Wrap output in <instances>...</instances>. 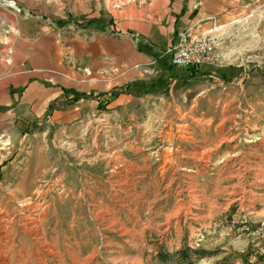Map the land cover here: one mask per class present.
I'll return each instance as SVG.
<instances>
[{"label": "rangeland", "instance_id": "obj_1", "mask_svg": "<svg viewBox=\"0 0 264 264\" xmlns=\"http://www.w3.org/2000/svg\"><path fill=\"white\" fill-rule=\"evenodd\" d=\"M236 2L189 84L68 119L0 112V264H264V0ZM163 5L0 0V59L45 18Z\"/></svg>", "mask_w": 264, "mask_h": 264}, {"label": "crops", "instance_id": "obj_2", "mask_svg": "<svg viewBox=\"0 0 264 264\" xmlns=\"http://www.w3.org/2000/svg\"><path fill=\"white\" fill-rule=\"evenodd\" d=\"M236 1L163 0L158 9L126 6L118 15L110 12V20L104 14L92 17L87 28L70 16L45 18L46 23L0 59V107L24 121L68 119L104 100L107 109L127 108L136 100L132 91L146 98L164 92L174 81L185 84L163 69L164 59L169 57L171 63L178 33L203 35L211 18L218 23ZM159 79L169 82L162 91L138 86L130 93L122 91ZM78 93L92 97L77 100Z\"/></svg>", "mask_w": 264, "mask_h": 264}, {"label": "built area", "instance_id": "obj_3", "mask_svg": "<svg viewBox=\"0 0 264 264\" xmlns=\"http://www.w3.org/2000/svg\"><path fill=\"white\" fill-rule=\"evenodd\" d=\"M214 49L213 37L206 34L198 36L191 30L180 31L171 53V63L180 70L199 68L211 62Z\"/></svg>", "mask_w": 264, "mask_h": 264}, {"label": "trees", "instance_id": "obj_4", "mask_svg": "<svg viewBox=\"0 0 264 264\" xmlns=\"http://www.w3.org/2000/svg\"><path fill=\"white\" fill-rule=\"evenodd\" d=\"M93 22L90 21L89 25L92 24ZM200 68H191V69H185V70H194V71H198ZM168 70L171 72V75L177 79L182 80L185 84H187L190 80H194L195 78H197L198 76H195L194 74L190 75V76H185V75H181L179 73L176 72V68L173 65H170L168 67ZM168 81L167 80H163V79H159L157 82L149 84V83H145V82H137L131 85H128L126 88H123L122 91L128 92L130 93V91L134 88V87H141L144 89H147V91L149 92H158V91H162L163 88H165L166 86H168ZM66 92H69V90ZM71 92V91H70ZM92 96H88L86 94H82V93H78L76 94V99H80V98H90ZM76 100V101H77ZM53 107V106H52ZM99 109H105L104 105L102 103H100L99 105ZM7 110V108L5 107H0V112L1 111H5ZM191 251V250H190ZM200 257H202L203 255H205V252H199ZM220 264H234L229 262L228 260H224L222 261Z\"/></svg>", "mask_w": 264, "mask_h": 264}, {"label": "bare ground", "instance_id": "obj_5", "mask_svg": "<svg viewBox=\"0 0 264 264\" xmlns=\"http://www.w3.org/2000/svg\"><path fill=\"white\" fill-rule=\"evenodd\" d=\"M6 4L10 7H15V4L13 2H6Z\"/></svg>", "mask_w": 264, "mask_h": 264}]
</instances>
